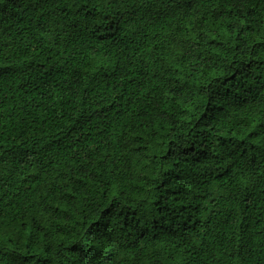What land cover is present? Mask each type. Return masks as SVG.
Instances as JSON below:
<instances>
[{
    "label": "trees",
    "instance_id": "1",
    "mask_svg": "<svg viewBox=\"0 0 264 264\" xmlns=\"http://www.w3.org/2000/svg\"><path fill=\"white\" fill-rule=\"evenodd\" d=\"M0 264H264V0H0Z\"/></svg>",
    "mask_w": 264,
    "mask_h": 264
}]
</instances>
